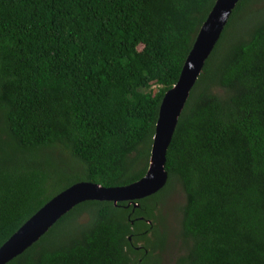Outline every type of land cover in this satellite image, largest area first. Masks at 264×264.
<instances>
[{
  "label": "trees",
  "instance_id": "trees-1",
  "mask_svg": "<svg viewBox=\"0 0 264 264\" xmlns=\"http://www.w3.org/2000/svg\"><path fill=\"white\" fill-rule=\"evenodd\" d=\"M215 2L0 0V247L77 182L145 176L162 99ZM166 168L139 206L82 202L7 264H162L174 183L173 264H264V0L237 3Z\"/></svg>",
  "mask_w": 264,
  "mask_h": 264
},
{
  "label": "water",
  "instance_id": "water-1",
  "mask_svg": "<svg viewBox=\"0 0 264 264\" xmlns=\"http://www.w3.org/2000/svg\"><path fill=\"white\" fill-rule=\"evenodd\" d=\"M238 2L239 0H216L198 33L178 81L165 93L145 176L131 184L112 187L81 181L58 193L0 247V264H7L22 254L82 202L112 201L118 205L119 202L129 201L134 202L137 207L138 200L152 196L166 186L169 180L167 152L180 116Z\"/></svg>",
  "mask_w": 264,
  "mask_h": 264
},
{
  "label": "rangeland",
  "instance_id": "rangeland-1",
  "mask_svg": "<svg viewBox=\"0 0 264 264\" xmlns=\"http://www.w3.org/2000/svg\"><path fill=\"white\" fill-rule=\"evenodd\" d=\"M173 185L174 186H171V191L166 197L164 205L161 208V212H163L166 218V222H164V224L168 225L167 227L171 232L169 242L165 250L161 252V258L163 260L162 264H173L176 257L183 250L177 237L180 216L177 207L184 203L185 196L176 183Z\"/></svg>",
  "mask_w": 264,
  "mask_h": 264
},
{
  "label": "flooded vegetation",
  "instance_id": "flooded-vegetation-1",
  "mask_svg": "<svg viewBox=\"0 0 264 264\" xmlns=\"http://www.w3.org/2000/svg\"><path fill=\"white\" fill-rule=\"evenodd\" d=\"M129 204H130V202H129ZM152 221H149L148 220V223H151ZM141 234H146V232L144 231L143 233H141ZM150 235H152V233L150 232V233H148V236H150ZM141 244H143V243H140V245L138 246V247H142L141 246ZM139 249V248H138ZM160 253V252H159ZM160 259L162 260V258H161V254H160ZM163 261V260H162Z\"/></svg>",
  "mask_w": 264,
  "mask_h": 264
}]
</instances>
